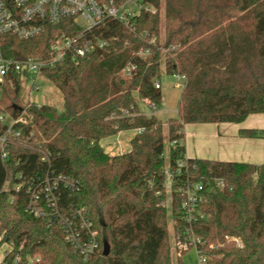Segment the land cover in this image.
<instances>
[{
  "label": "trees",
  "instance_id": "16d2710c",
  "mask_svg": "<svg viewBox=\"0 0 264 264\" xmlns=\"http://www.w3.org/2000/svg\"><path fill=\"white\" fill-rule=\"evenodd\" d=\"M143 4L153 9L142 7L128 25L108 20L99 29L109 40L105 50L44 71L60 89L64 110L32 103L30 121L12 137L8 156L0 151V245L11 247L6 264L16 256L19 264L36 257L39 264H186L191 247L177 242L191 244L193 237L207 263L264 264V164L186 157L182 130L187 123L242 122L264 113V0ZM67 27L76 30L63 20L29 39L1 34L0 49L7 57L46 54ZM141 47L150 48L146 57L137 54ZM132 62L137 68L126 75L122 70ZM163 69L187 76L178 115L166 122L142 110L145 100L161 106L154 81ZM25 102L18 83L2 86L0 114H18ZM127 130H135L128 150L112 154L100 144ZM241 134L264 136V129ZM60 175V214L42 200L45 215L34 216L27 207L29 188ZM193 182L202 184L201 199L189 221L183 204ZM77 208L85 209L98 233L99 245L88 256L67 240L61 222Z\"/></svg>",
  "mask_w": 264,
  "mask_h": 264
},
{
  "label": "built area",
  "instance_id": "2783aa9c",
  "mask_svg": "<svg viewBox=\"0 0 264 264\" xmlns=\"http://www.w3.org/2000/svg\"><path fill=\"white\" fill-rule=\"evenodd\" d=\"M142 7L153 9L150 5H144L143 0H127L119 4L114 0L108 2L100 0H0V35L11 33L21 39H29L44 32L47 25L58 24L63 20H69L70 24L76 27L74 32V29L68 27L63 29L53 39L46 54L7 57L0 49V95L3 85L14 86L18 83L21 87V96L26 99L25 106L18 114L8 112L0 114V126L3 128L0 133V151L3 157L8 156V146L12 137L14 139L15 136L21 135L23 128L29 123L31 115L28 107L32 103L42 104L32 98L41 90L43 81H49L44 71L65 60H76L105 50L109 46V40L98 33L99 29L108 20H118L128 25L130 19L138 14ZM156 41L157 38L153 37L150 42L156 43ZM149 53L150 48L141 47L137 50V54L141 57H146ZM136 68L137 64L132 62L127 64L122 71L126 75H131ZM173 76L176 78L174 86L184 88L187 76L181 73ZM154 85L158 89L162 87L159 78L155 79ZM143 104L142 110L146 114L156 113L158 105L154 101L145 100ZM165 143L175 145L176 140L173 142L165 140ZM41 155L43 161H49L47 151H41ZM180 165H182L181 162L179 168ZM168 177L170 182L171 174H168ZM63 178L64 176L60 175L51 180L46 176L36 187L29 188L30 200L27 207L34 216L45 215L42 200H45L48 206L53 207L58 215L60 214L55 188L58 180ZM218 184L224 185V181L219 179ZM20 188V185L16 187L17 190ZM201 188V183L193 182L192 186L188 185L185 189L186 199L183 205L186 210V219L189 221L194 216L193 211H196V201L201 199L198 195ZM61 222L67 240L76 249L85 256L95 252L99 245L98 233L93 228L92 221L86 215L84 208L75 209L71 217L62 216ZM191 239V244L182 240H179L177 244L184 249L195 247L201 263H207V258L202 255L196 245L195 237ZM237 244L241 245V241L237 240ZM8 252L9 250L5 254ZM20 260V257L16 256L14 262L19 264ZM0 264H6V262L2 261ZM27 264H39V258L36 257V262L30 261Z\"/></svg>",
  "mask_w": 264,
  "mask_h": 264
},
{
  "label": "crops",
  "instance_id": "0c3cea01",
  "mask_svg": "<svg viewBox=\"0 0 264 264\" xmlns=\"http://www.w3.org/2000/svg\"><path fill=\"white\" fill-rule=\"evenodd\" d=\"M243 129H264V113H253L242 122L187 123L183 127L186 157L264 164V136H244ZM119 132L116 134L119 138ZM126 151L121 147L114 153ZM0 251V263L4 259Z\"/></svg>",
  "mask_w": 264,
  "mask_h": 264
},
{
  "label": "rangeland",
  "instance_id": "374dc122",
  "mask_svg": "<svg viewBox=\"0 0 264 264\" xmlns=\"http://www.w3.org/2000/svg\"><path fill=\"white\" fill-rule=\"evenodd\" d=\"M164 2V0H163ZM164 3L161 7V34L164 37ZM162 87V103L161 106L158 107L156 114L163 120L167 121L169 118L177 116L179 110V102L182 94V88H177L174 86L176 78L173 75L167 74L164 69L161 72L159 77ZM24 91L26 92L27 89L25 88ZM25 99V97H23ZM39 103H49L54 105L58 110H64V102L63 96L60 89L54 85L53 83L44 80L43 86L41 90L35 94V97L32 98ZM135 134V130H127L121 133V136L118 141V137L116 135L108 136L103 138L100 141V144L108 151L109 153L116 152L119 150L120 146L128 150L130 148V140ZM167 189L168 193L170 194L171 191V184L167 182ZM168 200H170L168 198ZM167 200V201H168ZM170 213V207H169ZM169 234L172 244H175V234L173 228V221L171 220L168 224ZM10 245L2 244L0 245V251H2L5 255V252L10 250ZM183 260L186 264H210V263H201L197 250L195 247L190 248L183 256ZM16 264V263H14Z\"/></svg>",
  "mask_w": 264,
  "mask_h": 264
}]
</instances>
